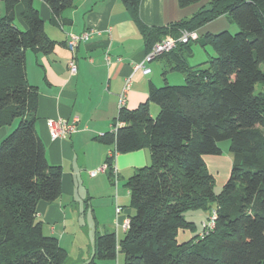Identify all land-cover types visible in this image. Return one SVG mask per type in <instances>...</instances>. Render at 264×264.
<instances>
[{
    "label": "trees",
    "instance_id": "obj_1",
    "mask_svg": "<svg viewBox=\"0 0 264 264\" xmlns=\"http://www.w3.org/2000/svg\"><path fill=\"white\" fill-rule=\"evenodd\" d=\"M2 1L0 128L12 129L0 143V264H66L68 252L43 233L37 217L40 202L61 197L62 168L49 163L37 132L39 90L28 82L25 62L27 51L50 54L56 42L34 0ZM43 1L55 17L74 5V0ZM121 1L144 35L147 54L182 30L195 32L197 39L162 56H173L171 71L182 74L184 83L171 85L166 78L161 87L151 83L148 101L133 110L122 108L115 130L99 137L115 146L106 160L111 178L118 154L148 148L152 164L128 180L134 214L125 238L98 235L90 264L114 262L119 251L126 264H264V0H210L170 28L143 24L141 0ZM178 1L187 8L201 0ZM20 3L26 30L16 24ZM222 16L240 32L198 34ZM193 43L212 47L215 57L189 64ZM151 104L159 108L156 117ZM226 140L232 169L215 194L216 178L205 158L222 156L219 143ZM215 210L213 230L178 244L179 233L194 227L185 213Z\"/></svg>",
    "mask_w": 264,
    "mask_h": 264
},
{
    "label": "crops",
    "instance_id": "obj_2",
    "mask_svg": "<svg viewBox=\"0 0 264 264\" xmlns=\"http://www.w3.org/2000/svg\"><path fill=\"white\" fill-rule=\"evenodd\" d=\"M36 3L45 31L56 46L46 55L27 51L26 75L28 82L39 90L37 132L47 159L51 165L62 168L61 197L51 203L40 202L37 217L43 233L57 238L68 252L66 264H90L98 235L114 233L118 241L125 238V225L133 212L131 203L128 206V181L127 190H122L120 180H129L151 157L148 148L118 154L117 181L108 171L90 176V172L106 164L108 154L115 147L105 145L99 137L115 130L114 123L121 110L120 95L127 80H131V86L125 108L133 110L148 101L151 83L161 87L166 78L169 84L181 85L185 79L182 74L171 71L173 56L153 61L149 75L135 71L136 64L143 62L147 55V44L121 0H74L73 7L60 17H55L43 0H34V7ZM190 7L181 8L178 0H141L139 15L148 27L170 28L174 23L190 19ZM24 11L25 5L18 4L16 24L26 30ZM4 15L5 4L0 0V19ZM89 30L99 34L79 46L75 55L78 71L71 74L69 62L73 55L67 48V40L71 34L80 35ZM106 53L111 56V65L106 62ZM158 112L157 106L151 104L152 116L156 117ZM57 119H77L79 131L65 139H52L48 121ZM11 129L0 128V143ZM219 159L206 157L205 161L208 166L227 162L228 171L232 168V158ZM85 228H89L86 242L79 233ZM94 264H126V256L119 251L116 261Z\"/></svg>",
    "mask_w": 264,
    "mask_h": 264
},
{
    "label": "rangeland",
    "instance_id": "obj_3",
    "mask_svg": "<svg viewBox=\"0 0 264 264\" xmlns=\"http://www.w3.org/2000/svg\"><path fill=\"white\" fill-rule=\"evenodd\" d=\"M210 2V0H201L198 3L194 4L193 6L190 7L189 9V14L188 17L190 16V18L202 7L207 5ZM39 5L38 3H36V9H38ZM194 13V14H193ZM192 15V16H191ZM21 30H23L21 27L19 28ZM224 31H228L232 34H236L238 32H240V28L239 26L230 19L229 16H222L219 17L218 19L205 24L203 27H201L198 31V34L200 36L203 35H207V33H211V34H219L221 32ZM192 52H193V56L190 57L189 61L191 65H199V64H203L208 62L212 57H215V53L212 49V47L210 46H205L203 47L200 43H193L192 44ZM172 85V84H171ZM257 92L261 90L260 86H257ZM157 106V105H156ZM158 108V106H157ZM159 111V108H158ZM17 125V122L15 123V126ZM219 147L222 149V156L217 157L218 160H220L219 158L225 159V158H232V154L230 152V147H231V142L229 140L226 141H221L219 143ZM148 152L151 156V151L150 149H148ZM152 164V160L150 157V160L148 162L147 165H143L142 167L145 166H150ZM230 166V164L227 165V162H223V164H218V165H212L211 163H209V170L214 174L215 178H216V185L214 188V192L215 194H220L224 188V185L227 183L229 177H230V173H231V169H229L228 171V167ZM117 181V180H116ZM128 179H121L120 180V189L122 190H127L125 184L127 183ZM118 185L117 183H114V186H112L113 189H115ZM114 199V198H113ZM128 206H130L131 203V199H130V195H128ZM117 200V199H116ZM127 206V207H128ZM132 209V208H131ZM215 209V207H214ZM213 209V210H214ZM121 209L119 208V211ZM132 212L134 214V210L132 209ZM213 211H189L187 213H185V219L188 222H192L194 223V227L191 230H185V231H181L179 233L178 236V244H182L187 242L188 240H190L192 237L200 235L203 232V221H207L208 218L212 215ZM86 227V226H84ZM89 230V228H85V230L82 231L80 230V235L82 236L83 241H87L88 240V236H87V231Z\"/></svg>",
    "mask_w": 264,
    "mask_h": 264
},
{
    "label": "built area",
    "instance_id": "obj_4",
    "mask_svg": "<svg viewBox=\"0 0 264 264\" xmlns=\"http://www.w3.org/2000/svg\"><path fill=\"white\" fill-rule=\"evenodd\" d=\"M110 33V30L108 31ZM99 34L96 30H89L80 35L71 34L67 40V48L72 53L73 57L69 62V69L71 74H76L78 67L75 61L77 49L82 43L89 41L93 35ZM197 34L188 30H182L177 38L169 37L156 43L151 51L146 55L143 62L136 64L135 71L141 72L143 75H149L152 72L150 64L156 59L161 58L163 55L169 54L174 51L179 44H187L190 41L196 40ZM105 59L108 65H111V56L109 53L105 54ZM131 80H127L123 92L120 95V109L125 108L127 102V94L130 90ZM78 120L69 121L66 119H57L48 121V129L52 139H65L79 131L77 126ZM107 165L105 164L96 171L90 172L91 177H96L99 172H105ZM115 179L117 180V171L114 170ZM119 212V208L117 210ZM217 219L216 210L213 211L210 218L203 223V232L200 234L204 238L211 230L215 228V221ZM129 223L125 225L128 229Z\"/></svg>",
    "mask_w": 264,
    "mask_h": 264
}]
</instances>
